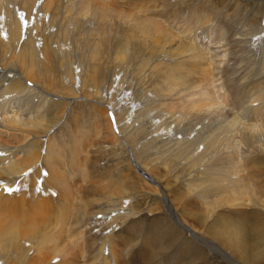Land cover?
<instances>
[{
    "label": "rangeland",
    "instance_id": "obj_1",
    "mask_svg": "<svg viewBox=\"0 0 264 264\" xmlns=\"http://www.w3.org/2000/svg\"><path fill=\"white\" fill-rule=\"evenodd\" d=\"M12 1L15 0H2L0 9L4 4L12 3L28 12L35 2L30 0L22 4L18 0V3ZM101 1L112 12L105 24L91 19L90 25L86 27L85 24L83 32L76 34L69 19L62 24L61 28H64L56 32L60 39L54 49L63 55L71 51L70 61L64 71L42 69L37 74L32 73L31 80L39 89L19 79L17 71H22L23 65L3 68L5 61L0 60V67L4 70L3 76L0 75V108L18 109V129L20 124H24L20 128L22 133L15 134L20 135L21 141L23 136L40 137L34 140L37 164H40L43 154V150H39V142L45 140L42 137H64L59 146L62 148L59 168L60 177L69 188V207L72 212L77 211L79 202L86 199L84 191L91 189L95 203L88 225L96 221H104L106 225L103 228L107 233L99 232L91 237L88 230H80L79 233L75 227L69 230L68 226L65 236L73 248L72 259L77 264H104L106 257L111 264H242L245 256L232 253L230 240L234 239L237 247L246 245L264 249V117H253L252 109H249L252 105L256 111L264 112V0H209L206 6L210 16L206 22L204 20L192 27L193 31L189 30L191 26L183 17L163 19L155 15L165 6H179L178 0H140L136 6L130 0ZM46 3L51 4L50 0ZM69 5L67 0H56L54 10L48 7L47 12L50 16L52 13L66 15ZM82 13L91 16L88 9ZM131 13L143 17H150L149 14L153 13L152 17L163 28L178 37L180 32H192L190 36L194 37L197 46L206 47L209 40L208 46L213 42L223 44L222 49L226 52L211 58L212 66H217L220 74L206 79H201L199 74L194 75L196 81L183 97L164 93L167 96L157 97L158 100L154 95H139L135 82L126 76L121 79L125 83L124 90L115 95L117 109L108 103L109 94L100 104L94 98H86V94L79 95L81 87H73L70 80L74 75L72 69L77 66L72 63L79 64L77 55L81 57L79 38L86 32L96 35L103 27L116 34L122 29V24L130 21L128 14ZM0 19L3 21L1 16ZM43 22L47 25L48 16ZM219 29L222 36L218 34ZM52 31L55 32V28ZM210 48L205 50L210 51ZM128 56L123 60L125 71L133 69L132 59ZM35 57L38 58L37 55ZM98 59L101 64L93 66L87 73L88 89L94 87L99 90L105 84L90 81L94 70L100 71L104 82L118 83L122 77L123 71L117 76V71L110 70L108 53ZM131 85L138 93L126 91ZM230 88L242 96L241 102H234L228 94ZM21 90L26 94H20ZM51 92L62 98L47 95ZM187 104L191 110L222 104L220 107L223 106L225 114L218 121L195 120L192 113L186 111ZM233 118L240 124L254 127L256 135L247 140L236 132L225 140L224 137L234 131L228 125ZM20 144L0 140V146L10 153H15ZM77 145L78 151H73L72 157L68 146ZM232 153L235 162L230 159ZM72 158L74 166H70ZM41 168L42 175L45 172L48 175V170L44 166ZM37 180L35 188L38 192L32 194L35 200L32 202L29 194H24L23 201L17 204L13 192L6 196L0 192V197L12 199L5 213L8 218L23 220L20 212L23 204L27 219L29 212L30 215L34 213L37 205L43 202V206L49 208L44 211L45 215L48 214L46 216L56 214L59 196L57 198L56 192L52 190V193L47 188V193L42 192L44 180ZM154 181L159 186L152 184ZM5 183L7 188H18L14 181L10 182L11 186L9 182ZM216 185H224L225 188L216 192L213 189ZM167 200L171 211L165 204ZM179 224L195 233L184 232ZM48 227L60 226L51 222ZM205 242L219 247L225 253L224 257ZM255 264H264V261Z\"/></svg>",
    "mask_w": 264,
    "mask_h": 264
},
{
    "label": "bare ground",
    "instance_id": "obj_2",
    "mask_svg": "<svg viewBox=\"0 0 264 264\" xmlns=\"http://www.w3.org/2000/svg\"><path fill=\"white\" fill-rule=\"evenodd\" d=\"M1 1L2 0H0V3ZM18 1L22 4H27L30 0ZM67 1L70 2L68 14L62 16L56 13H52L50 16V14L47 12L48 7L54 10V7L56 6V0H50L51 4H47L46 0H35L33 7L28 12L23 11L12 3L4 4L1 7L0 16L2 17L3 21L0 19V60L3 62L5 61V67L3 68L23 65L21 68L22 71H17V75L24 84L29 82L35 88L39 89V87L34 85L33 81L31 80L30 75L32 73L37 74V72L41 71L42 69H59L61 71L66 69L70 61L71 51H68L66 55H63L58 54L54 49V45L60 39V36L56 34V32L60 31L62 24L70 19V22H73L72 25H74L73 31L76 34H81L84 30V25L86 24V27L90 25L91 19L102 21L105 24L112 15L111 8L101 0ZM208 1L209 0H178L179 6H165L162 10L158 9L159 11H157L155 15L163 19L183 17V19H186L185 22L188 24V26H191V29L189 30L193 31L194 28L192 27H196V25L204 20L206 22V18L210 16V10H208V7L206 6ZM12 2L18 3L16 0ZM130 2L134 3V6L141 3L140 0H130ZM86 9L91 12V16H87L82 13V11ZM130 10L129 12L134 11V9L131 11ZM46 15L48 16L47 25H45V22H43L46 20ZM149 15L150 17H143V15L137 16L134 15V13L132 15L128 14L130 21L126 22V25L122 24V29L117 30L116 34L115 32L109 33L108 28L103 27L97 31L96 35L91 34V32H86L79 38L77 43L83 52V56L82 52H80L81 57L76 54L78 56L80 66L78 62L72 63V65H77L76 69L78 70L72 69L74 75L72 74V78H70V80H72L73 87L77 89L81 87L79 95L83 96L86 94V98H94L95 101L100 104V102H103L105 99H107L106 95L109 94L107 99L108 103H111L113 107L117 109L118 101L115 98V95H119L121 93L120 90H124L125 83H123L121 79L126 78V76H129L128 78L135 82L140 92L138 93V90H133L132 85L127 87L126 91H129V93L136 91L135 93H138L139 95H154L158 100L157 97H165L167 96L165 95L166 93H171V95L172 93H175L180 97H183L187 92L186 90H190L192 84L196 81L194 79V75L199 74L201 79H206L210 76L213 78V76L220 74L218 67L212 66L211 58L220 56V52L225 51V49H222L224 48L223 44L217 45L218 42H213L212 45L208 46L209 40L205 46L211 48L210 51H206V47L195 45V40H193L194 37L191 38L190 36L192 35V32L189 34L188 28H186L188 33L184 32V34L183 32H180L181 34L178 37L163 28L162 25H160L152 17L154 15L153 13ZM19 19H22L24 23L23 25ZM163 19L162 21H165ZM39 22L43 23L41 24ZM202 24L205 25L204 23ZM56 25L59 26L57 27ZM167 26L169 27L168 24ZM199 27L197 26V28ZM53 28H55V32L52 31ZM170 28L172 27L170 26ZM186 29H184V31H186ZM218 34H222L220 29L218 30ZM39 35L42 38H40ZM199 35L201 36V34H198L197 36L199 37ZM176 52H178V54H175ZM107 53L110 60V70L112 72L117 71V76L119 75L120 71H123L122 77L118 83H115V81L104 82L100 76V71L94 70L90 75V81H92L94 84H105L103 86L100 85V91L94 87L88 89L86 87L88 71H90L93 66L101 64L98 57ZM36 55L38 58L35 57ZM127 55H129V59H132L133 64V69L130 71H125L123 68V60ZM183 55L187 56L182 57ZM222 57H224V55H222ZM38 59L41 61L38 62ZM2 72L4 73L3 69L0 70V75ZM126 73L128 75H126ZM2 76L3 75H1V77ZM21 91L20 94L25 93V91ZM42 92L45 93L44 91ZM228 94L232 96L234 102H241L240 100H242V96L236 93L233 88L229 89ZM47 95L55 98H62L55 96L53 92H51V94L47 93ZM134 98L135 97L133 95V99ZM170 98L168 101H170ZM177 99L180 100L181 98ZM12 104H14V102ZM221 105L222 104H214L203 109L191 110L190 104H187L185 109L189 113H192L195 120L208 119L209 121H218L222 115L225 114L222 108L223 106L220 107ZM6 106H8V104ZM249 109H252L254 114L253 117H264V112H261L260 109L256 111V107L252 105L249 107ZM16 110L18 112V109L13 110V108L9 106L6 108H0V140L5 139L10 142H21V144L18 146L20 149L17 148L15 153H10L0 146V180H3V182H0V192H2V194L4 192V195L11 194L13 192V198H15L14 201H17V204L18 202L23 201V196H26L24 194H29L28 196L29 198H32V202L35 201L32 194H34V191L38 192L35 188L36 180L38 179L37 181H39L40 178H42V180H44V191H42V189L41 191L46 192L45 188L51 190V192L53 190L56 192L55 196H59V198L57 197V204L54 203L56 204L57 209L56 214L54 213V216L48 217L46 216L48 214L45 215L44 211H47L49 208L44 207V202L41 200L43 204L41 205L40 203L41 206L36 204L37 208L34 210V213L31 212L33 216L32 214L30 215V212L28 211L29 215H27V219L26 215H24V208H22L24 205L22 204L20 212L24 218L23 220H18L14 219L13 217V219H10L8 218L9 216L5 214L7 212L8 202L12 201V199L0 197V264H77L75 263L76 261H74L71 257L73 248H70V243H67L68 238L65 236V233L74 227L76 230H79V233L83 231L86 232L85 230H88L90 237L92 234L95 236L96 233L99 232L100 234H103L104 232L107 233V229L103 228H106L104 221H96L94 224L88 225L90 223V215L92 214V209L95 203L94 199L92 198L94 192L91 189L84 191L87 195L86 199L79 202L77 211L72 212L68 203V197L70 196L68 194L69 188L63 183L62 178L60 177L59 168L62 164V148L59 146L62 145L64 137L56 139L49 137L48 135H44L42 139L44 138L45 140H41V142H39V144H41L39 150H43V154L40 156V164H37L35 161L36 154L34 151L36 142L34 140L40 137H34L33 135H31V137L23 136L22 141L20 140L18 137L20 135L15 134V132L22 133L20 128L23 127L24 124H20L18 129V122L20 121V118L16 113ZM184 116L186 117V115ZM24 121L25 120H23V122ZM228 125L230 129L233 128L234 131H230L229 134L224 137L225 140L233 137L236 132L242 134L247 140L256 135L254 127L243 123L240 124L235 118L231 119ZM209 147L211 148L212 146L210 145ZM68 150L73 157V151H78V145L68 146ZM230 159L234 162L236 161L233 153ZM31 165L34 166L30 167ZM41 165L48 170V175H46L47 172L45 171V174L42 175L43 171ZM70 166H74L73 158L70 161ZM11 181H14L15 187H18L17 190H13V188H7V184L5 182H9L8 184L10 185ZM152 184L159 186L158 182L156 181H154ZM224 188V185H216L213 189L214 191L219 192ZM41 195L40 197L43 198ZM83 202H86V204ZM165 204L171 211L168 200L165 201ZM25 210L28 209L25 208ZM51 222L57 223L60 227H48ZM68 226L69 230L67 229ZM179 227L184 232L191 231L193 234L195 233L193 230L182 224H179ZM80 230L82 231L80 232ZM229 230L231 231L230 228ZM10 232L12 233L10 234ZM236 239L238 238L236 237ZM230 242L233 245V254L240 257L245 256L242 260V264H255L264 261V249L246 245L237 247L234 239L230 240ZM206 245H210L212 249H214L219 254H222L224 257L225 253L215 244L207 242ZM92 253L93 252H91V254ZM107 258L108 257H106V263L104 264H111V260Z\"/></svg>",
    "mask_w": 264,
    "mask_h": 264
}]
</instances>
